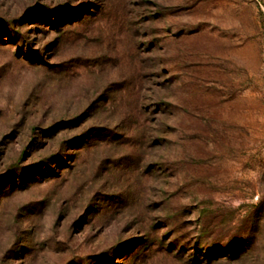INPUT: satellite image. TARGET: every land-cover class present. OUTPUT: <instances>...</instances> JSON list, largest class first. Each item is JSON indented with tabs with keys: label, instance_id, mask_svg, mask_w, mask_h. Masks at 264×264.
<instances>
[{
	"label": "rangeland",
	"instance_id": "374dc122",
	"mask_svg": "<svg viewBox=\"0 0 264 264\" xmlns=\"http://www.w3.org/2000/svg\"><path fill=\"white\" fill-rule=\"evenodd\" d=\"M0 264H264V0H0Z\"/></svg>",
	"mask_w": 264,
	"mask_h": 264
}]
</instances>
